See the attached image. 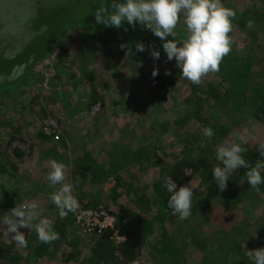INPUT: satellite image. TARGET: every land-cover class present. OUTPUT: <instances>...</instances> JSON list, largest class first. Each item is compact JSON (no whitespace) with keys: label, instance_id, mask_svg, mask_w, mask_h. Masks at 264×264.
<instances>
[{"label":"trees","instance_id":"trees-1","mask_svg":"<svg viewBox=\"0 0 264 264\" xmlns=\"http://www.w3.org/2000/svg\"><path fill=\"white\" fill-rule=\"evenodd\" d=\"M222 2L235 10L236 16L229 34L233 40L232 51L221 61L219 71L214 72L215 75L213 73L217 80L213 81V76L207 75L204 79L202 77L199 85L188 81L183 86L184 90L180 89V69L175 66L174 60L171 61L177 73L172 79L165 78V70L159 66L163 59L167 60L162 41L150 31L140 26L133 29L127 23L120 29L95 24L97 9L111 3V0H100L84 19L58 30L57 54L53 62L55 73L46 90L41 88L40 74L33 70L27 72L26 79L20 78L11 83L19 82V86L13 88L18 91L16 95H24V89L30 90L34 80L39 82L34 86L39 91L26 103L21 104L13 95L10 98L5 96L6 92L13 90L4 89L9 84L0 87V216L13 208L18 197L24 203L32 197L43 208L42 215L53 221L54 229L60 236L58 240L45 244L38 240L34 226L21 228L27 241L22 247L15 242L10 244L5 229L0 228V264H31L32 257L37 264H252L246 255L247 249L264 247V184L259 186V191L253 189L244 181L248 169L241 168L232 174L226 190L221 192L211 171L220 164L216 159L215 146L234 141L237 134L246 141L243 146L247 151L242 155L251 166L258 159H264L257 151L258 145L264 142V0ZM73 27H79L85 33L81 36L83 49L88 50L91 46L94 50L99 45L109 49L110 65L105 68L112 70L110 76H113L114 82L121 81L126 93L133 95L128 90L131 86L136 91L134 96L127 95L121 102L125 107H131L134 102L136 106L133 104L131 108L137 118L132 121L127 119L120 128L118 126L120 137L112 143L111 150H105L100 143H84L72 124L62 130V118H55L59 128L58 138H55V132L47 134L43 131L44 119L55 117L56 113L42 106L39 99L40 96L45 100L54 96L55 83L62 82L65 67H73L67 49L68 39L62 36ZM125 28L128 30L125 31ZM175 31L177 40L187 38L183 19ZM235 32L245 40L238 42L234 38ZM137 41L146 46L151 44L161 52L160 59L153 60L156 66L148 51L135 53L134 43ZM122 43H127L132 49L134 54L131 57L126 55L127 50L120 48ZM50 53L52 51L45 57ZM87 55H90L89 51ZM92 61L89 58L80 69L85 77L81 78V82L85 79L91 87L85 105L86 114L90 115V108L96 103L102 104L103 111L107 110L111 101V114L115 117L121 115L117 105H112V100L105 98L107 94L102 88L106 82L96 79L93 70L86 69ZM144 64L157 68L159 75L153 78L152 69H142ZM35 105L39 108L34 110ZM146 108L151 118L143 127L141 121ZM87 115L84 117L86 120H94L93 116ZM18 117L24 118L33 127L34 117L37 119L39 128L29 140L23 137L18 123L12 126L11 119L18 121ZM111 123L114 124L113 120ZM191 123L192 132L187 128ZM7 126H12L15 131L9 132L5 140L2 135ZM205 127L212 128L213 137L203 136ZM75 135L76 140L70 145L73 148L70 150L68 141ZM16 141L29 143L28 152L20 148ZM39 143L41 159L50 158L65 165V180L73 185L78 203L86 209H105L112 214L115 218L112 228L82 236L74 226L73 212L63 219L59 218L55 204L50 197L44 196L49 193L48 189L35 185L34 191H16L18 184H23V179L17 174L20 163L35 154ZM185 168L190 169L188 177L184 176ZM169 175L178 187L194 183L191 215L182 224H176L173 215L163 216L160 212L163 201L169 195L164 187L165 177ZM3 177L6 184L2 182ZM48 185L52 187L49 182ZM104 185L108 192L102 191ZM201 187L202 191H197ZM201 193H204L207 202H219L229 209L227 226L204 221L194 226L197 209L206 214L205 204L202 206L199 201L202 197H198ZM22 194H25V200ZM45 198H48V203H42ZM243 211L247 215L240 218L239 212L242 214ZM254 226L258 227L257 232L252 231ZM114 232L124 236L125 240L116 243ZM83 249L86 251L83 252Z\"/></svg>","mask_w":264,"mask_h":264},{"label":"clouds","instance_id":"clouds-1","mask_svg":"<svg viewBox=\"0 0 264 264\" xmlns=\"http://www.w3.org/2000/svg\"><path fill=\"white\" fill-rule=\"evenodd\" d=\"M181 16L188 33L183 41L176 39L175 31ZM235 16V10L226 7L222 0H111L109 6L97 9L94 22L116 29L127 23L133 29L140 26L150 31L162 41L167 60L175 61L182 78L199 85L202 77L219 71L221 61L232 51L233 40L229 34L233 30L232 20ZM120 48L127 50L126 55L129 57L134 54L127 43L120 44ZM134 49L135 53L148 51L153 60L160 59L161 52L151 44L146 46L142 41H137ZM158 75L159 71L154 67L151 76L155 78ZM165 75L171 73L166 69ZM214 134L211 127L203 129L205 138H211ZM245 143L243 137L237 134L234 141H225L215 146L216 159L220 164L211 172L219 191L226 190L232 174L241 168L248 169L244 181L253 189L259 191V186L264 184V159H258L251 166L242 155L247 151L243 146ZM257 151L260 157H264V142L258 145ZM47 180L51 186L59 185L50 197L59 218H65L69 212L75 213L78 199L73 194V185L65 180V165L52 161ZM164 187L169 194L166 207L170 215L178 216L181 220L187 219L191 215L194 187H178L170 175L165 177ZM42 213L43 208L35 201L21 207L15 206L5 213L0 223L10 237L9 243L26 246L25 234L20 229L33 226L41 243L50 244L58 240L60 236L54 229L53 221ZM246 255L252 264H264V247L247 249Z\"/></svg>","mask_w":264,"mask_h":264},{"label":"rangeland","instance_id":"rangeland-1","mask_svg":"<svg viewBox=\"0 0 264 264\" xmlns=\"http://www.w3.org/2000/svg\"><path fill=\"white\" fill-rule=\"evenodd\" d=\"M181 18L183 19V16L180 17V20H182ZM234 31H235V29H234ZM235 33H236V35H234V38H236V40H238V42H243V40H245V37H243V36L241 37L240 35L237 34V32H235ZM84 34H85L84 31L80 30L79 27H73V28L68 29L66 31V33H64V35H62L63 37H66L68 39V42H67L68 48L67 49L70 52L71 64L73 65V67H69V66L65 67V71L62 74V78H63L62 82L55 83L56 94L54 96H51L48 94L47 96H51V97H48L47 100L41 99V96H40L39 100H41L40 102H41L42 106H45L46 108H49L50 110L55 111L56 116L55 117L50 116V117H52L54 119L56 117L60 118V119L62 118V123H61L62 130L67 129L72 124V125H74V127H76L78 129V132L81 133V135L78 133V138L80 140H83L84 143L85 142H89V143L94 142V143H98V144L100 143L105 150L106 149L111 150L112 143L117 142L119 137H120V131H119L120 129H118V126L120 128L127 119L132 121V120H135L137 118V116H134V111L131 108V107H133L134 102H132V103L130 102L131 107H129V106L125 107L124 103L121 102L122 100H124V97H126L127 95L129 97L134 96L136 91H135L134 86H131V87L129 86L130 88L128 90L132 91L131 93L133 95L128 94L129 92L126 93L127 91H125L123 89L124 87L121 86V84H120L121 81L119 80L117 82H114L113 76H110L112 70L108 71V69L105 68L106 65H110L109 53H108L109 49L108 48L102 47L100 45L97 47V49H94V50H93L94 47L92 48L91 46H90V49L87 48L88 50L82 48L83 41L81 39V36ZM88 51H89L90 55H87ZM89 58H91L93 60L92 61L93 66L88 64L86 66V69L89 71L93 70V72L97 75L96 79L100 78V80H103V83H104V81L106 82L103 85L104 88H102L103 92L106 91V94H107V95H105V98L107 97L106 99L108 101L112 100V105H114V106L117 105L118 112L122 111L121 115H116V117H115L114 115L111 114V111H112L110 109L111 108V106H110L111 101L109 102V104L107 106V110L103 111V109H102L101 111H99L95 114H92V115L86 114L87 110L85 108V105L88 102L91 87L87 81H84L85 79H83V81L81 82V78L83 76L81 74L80 69L82 68L81 64H86V62ZM151 61L155 66L157 65V63L154 62L153 59H151ZM161 62L162 63H160L159 66L164 68V70L167 69L172 75L171 77H170V75H166L165 78L166 79H168V78L172 79L175 76V74L177 73V69L174 68L173 64H171V61L163 59ZM120 64L123 65V62H120ZM149 67H148V64H144L142 66V69H145V71H146ZM150 69H153V66H151V68H149V71H150ZM171 70H174V71L176 70V72H171ZM125 72L126 71H124V73ZM215 73H214V75H215ZM163 74H165V73L163 72ZM207 75L213 76L211 78V80H213V81L217 80V78L213 75V73H209ZM83 78H85V77H83ZM204 78H205V76L203 77V79ZM178 80L182 81V83L180 85V89L184 90L183 86L188 82V80L182 78V76L179 77ZM178 80H177V82H178ZM207 80H209V79H207ZM38 83L39 82H36L34 80V85L30 90L26 89V88L24 89V91H23L24 95H16L18 91L16 92L17 89L13 88V87L19 86V84H20L19 82L17 84H9V85L5 86L4 89H6V90L13 89V90L6 92L5 96L7 98H10V96L13 95L12 97L18 98L20 103L24 104V103H26V101H29V99H31V97L34 93H37L39 91L37 88L34 87V86L38 85ZM115 86L117 88H115ZM165 89H168V86H165ZM43 93L47 94V92H43ZM39 100L37 102H39ZM46 101H48L49 104L46 103ZM6 102H8V101H6ZM37 108H39V106L35 105L34 110ZM16 109H19V108L17 107ZM84 114L87 116H91V117L93 116L94 120H92V121L86 120L84 118L85 117ZM149 118H151V113L148 112V109L146 108L145 113L142 117V121H141V125L143 127H145L147 125V123L150 122ZM111 120H113L114 124L111 123ZM11 122H12L13 127L17 123H18L17 126H21V131H22L23 137L27 138L28 140H29L30 135L31 134L35 135L36 130H38V128H39V126L37 125V119H35V117H34V127L32 125L28 124L26 122V120L24 118H21V117L20 118L18 117V121L16 118H12ZM12 126L6 127L7 131L3 133V135H2L3 139L7 140L6 138L9 134V132L15 131V128H13ZM61 126H60V128H61ZM187 126H188L187 128H189V131H191V132L194 131L193 128H191L192 123L190 125H187ZM187 128H185V130H188ZM86 136H88V137H86ZM75 137H76V135L73 136V138H70L68 141L69 142L68 147L70 150L73 149L71 146L73 144L72 142L76 140V139H74ZM79 139H77V140H79ZM15 143L18 144L20 146V148H22L26 152H28V144L29 143L28 144L27 143L21 144L17 141ZM36 146L37 147H36L35 154H33L31 157L26 158L25 162L20 163L19 170H18L17 174L23 179V184H18L16 191L23 192V190L25 191L27 189L34 191V186L38 185V186L43 187L42 189H48L49 193H46L44 196L51 197V195L59 187V185L55 186V187H53V186L50 187L48 185L47 176H48L49 172L51 171L52 161L50 158L41 159L40 158L41 145L39 143V145L37 144ZM174 147H177V146L174 145ZM112 155L113 154L111 153V156ZM184 170H185L184 176L185 177L190 176V169L185 168ZM185 172H187L189 174H186ZM2 182L4 184H6L5 177L2 178ZM187 185H191L193 187L194 183L192 181V182L188 183ZM101 189H102V191L108 192L106 190V185L101 187ZM197 191H202V187L198 188ZM42 194L43 193H41V195ZM198 197H202L201 199H199V201H201L200 204H202V206H204V204H205L206 214L204 215L202 213L201 209H197V211H196L197 217H195L196 221L193 223L194 226H197L199 221H204V223H207V222L212 223L216 226H225V225L227 226L229 224V222H228L229 209L227 210L226 208H224V206L219 202L214 203V204L212 202H207L205 200L204 193H201ZM18 198L19 199L15 200V204H14L13 208L15 206L21 207L25 204L24 202H22L23 200H21L20 197H18ZM22 199H24V200L26 199L25 194L22 196ZM31 201H34V199L32 200V197L30 198V200L28 202H31ZM41 201H42V203L43 202L48 203V198L42 199ZM21 203H22V205H21ZM166 204H167V199H165L163 201L162 206L160 208V212L163 216L170 215V210L166 207ZM112 206H114V205H112ZM258 206L259 205L257 202L256 207H258ZM111 209L114 210V208H111ZM249 214L251 215L252 213H249ZM245 215H247V214H245L244 211L242 214L239 212L240 218L246 217ZM198 216L201 218L199 219ZM173 217H174V222L176 224H182L184 222H187V221H185V219L184 220L179 219L178 216L176 217L173 215ZM2 218L3 217L0 218V221H2ZM182 227H185V225H182ZM0 228H4L2 226V223H0ZM257 230H258L257 226L252 227L253 232H257ZM80 232H81L80 235H82V236L85 235V233H83L82 231H80ZM85 251H86V249H83V252H85ZM33 259L34 258L32 257L31 258V264H37L36 259H34V260ZM193 260H195V259H193ZM62 264H65V263H62Z\"/></svg>","mask_w":264,"mask_h":264},{"label":"water","instance_id":"water-1","mask_svg":"<svg viewBox=\"0 0 264 264\" xmlns=\"http://www.w3.org/2000/svg\"><path fill=\"white\" fill-rule=\"evenodd\" d=\"M100 0H0V87L26 79L57 47L58 30Z\"/></svg>","mask_w":264,"mask_h":264},{"label":"built area","instance_id":"built-area-1","mask_svg":"<svg viewBox=\"0 0 264 264\" xmlns=\"http://www.w3.org/2000/svg\"><path fill=\"white\" fill-rule=\"evenodd\" d=\"M57 50H53L47 57H44L36 67L33 69L34 72L39 73L42 78L41 88L46 90L48 87L49 80L53 77L55 69L53 67V62L56 59ZM102 110V104L96 103L92 105L89 113L95 114ZM43 131L47 134H52L55 132V138H58V124L56 120L50 116L46 117L43 121ZM75 223L74 225L85 235L90 233H101L106 228H112L114 226L115 218L112 214L107 212L105 209H86L83 208L78 203L77 211L74 213ZM113 238L116 243L123 242L125 240L124 236L114 232Z\"/></svg>","mask_w":264,"mask_h":264}]
</instances>
